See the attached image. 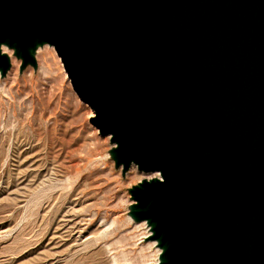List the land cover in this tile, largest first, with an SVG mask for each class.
Segmentation results:
<instances>
[{
	"label": "water",
	"instance_id": "water-1",
	"mask_svg": "<svg viewBox=\"0 0 264 264\" xmlns=\"http://www.w3.org/2000/svg\"><path fill=\"white\" fill-rule=\"evenodd\" d=\"M45 46L156 264H264V0H0V80Z\"/></svg>",
	"mask_w": 264,
	"mask_h": 264
},
{
	"label": "rangeland",
	"instance_id": "rangeland-1",
	"mask_svg": "<svg viewBox=\"0 0 264 264\" xmlns=\"http://www.w3.org/2000/svg\"><path fill=\"white\" fill-rule=\"evenodd\" d=\"M36 60L0 80V264H156L145 225L126 216L146 175L114 169L54 49Z\"/></svg>",
	"mask_w": 264,
	"mask_h": 264
},
{
	"label": "bare ground",
	"instance_id": "bare-ground-1",
	"mask_svg": "<svg viewBox=\"0 0 264 264\" xmlns=\"http://www.w3.org/2000/svg\"><path fill=\"white\" fill-rule=\"evenodd\" d=\"M11 63H12V73H14L15 72V69H16V66H17V63L15 62V60L13 59V58H11ZM39 63H41V60L40 59H38V64ZM17 70V69H16ZM31 72V71H30ZM29 73V72H28ZM11 74V73H10ZM12 75V74H11ZM13 78V77H12ZM2 84V83H1ZM4 84V83H3ZM3 89V88H2ZM1 89V90H2ZM92 116V114H89V117H91ZM66 175V174H65ZM68 177V176H67ZM63 178V177H62ZM65 180V179H64ZM67 181H69V180H67ZM65 182V181H64ZM69 183V182H68ZM77 202V201H76ZM76 205V204H75ZM73 207V206H72ZM84 213V212H83ZM78 215V214H77ZM80 215V214H79ZM61 217V216H60ZM75 217V216H74ZM84 217V216H83ZM86 217V216H85ZM84 217V218H85ZM91 217V216H90ZM60 219V218H59ZM81 219V218H80ZM90 219V218H89ZM61 223V222H60ZM72 224V223H71ZM57 225H59V224H57ZM141 225V224H140ZM78 226V225H77ZM85 227V226H84ZM83 227V228H84ZM89 228V227H88ZM62 230V229H61ZM80 231V230H79ZM64 232V231H63ZM73 232V231H72ZM87 233V232H86ZM69 235V234H68ZM80 236V235H79ZM100 237H101V235H99ZM64 238V237H63ZM89 240V239H88ZM69 241V240H68ZM74 241V240H73ZM56 242V241H55ZM59 242H60V240H59ZM62 242V241H61ZM84 242V241H83ZM83 242H81L82 244H83ZM52 243V242H51ZM57 245V244H56ZM63 245V244H62ZM78 245V244H77ZM76 245V246H77ZM70 248H73V247H70ZM65 250H67V249H65ZM56 252V251H55ZM59 257V256H58ZM51 259V258H50ZM55 259V258H54ZM52 260V259H51ZM50 261V260H49ZM54 262H56V261H54ZM57 263V262H56Z\"/></svg>",
	"mask_w": 264,
	"mask_h": 264
}]
</instances>
